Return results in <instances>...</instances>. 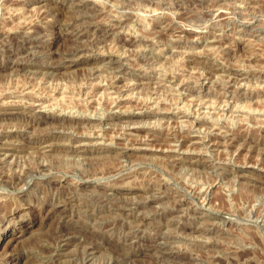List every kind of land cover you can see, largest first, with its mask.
I'll list each match as a JSON object with an SVG mask.
<instances>
[{
	"label": "rangeland",
	"instance_id": "rangeland-1",
	"mask_svg": "<svg viewBox=\"0 0 264 264\" xmlns=\"http://www.w3.org/2000/svg\"><path fill=\"white\" fill-rule=\"evenodd\" d=\"M0 264H264V0H0Z\"/></svg>",
	"mask_w": 264,
	"mask_h": 264
},
{
	"label": "bare ground",
	"instance_id": "bare-ground-1",
	"mask_svg": "<svg viewBox=\"0 0 264 264\" xmlns=\"http://www.w3.org/2000/svg\"><path fill=\"white\" fill-rule=\"evenodd\" d=\"M79 3V2H78ZM76 4V3H75ZM79 6H81V5H79ZM79 8V7H78ZM95 12V11H94ZM183 25V24H182ZM99 27V26H98ZM104 27V26H103ZM102 27V28H103ZM94 28V27H93ZM106 28V27H105ZM95 29V28H94ZM108 29V28H107ZM99 30V29H98ZM101 30V29H100ZM110 31V30H109ZM26 33V32H25ZM35 33V32H34ZM39 33V32H38ZM42 33V32H41ZM105 33H108V30H107V32H105ZM114 33V32H113ZM30 45V44H29ZM71 51H73V50H71ZM68 54H70V55H75L76 53H72V52H69ZM66 59V58H65ZM110 59V58H109ZM115 59V58H114ZM113 58L112 59H110V61H109V64L110 65H113V66H116L117 65V63H118V60H114ZM76 61L77 60H73L72 62H75L76 63ZM21 66V65H20ZM18 67V66H17ZM49 67H51V68H54V67H56V66H49ZM120 67V66H119ZM118 68V67H117ZM126 69V68H125ZM161 83V82H160ZM173 84V83H172ZM202 84V83H201ZM173 86V85H172ZM183 89V88H182ZM192 89V88H191ZM182 91V90H181ZM184 92V91H183ZM200 99V98H199ZM215 106V105H214ZM189 107V106H188ZM225 107V106H224ZM221 108V107H220ZM159 113V112H158ZM42 122V121H41ZM44 125V124H43ZM51 130V129H50ZM49 130V131H50ZM126 130V129H125ZM55 133H51L50 135H48L47 134V136H42L41 137V141H45V140H47V139H49V138H51V137H53V135H54ZM173 136V135H172ZM171 136V137H172ZM71 137V136H70ZM169 137V136H168ZM170 138V137H169ZM166 141V140H165ZM37 145V144H36ZM12 157V156H11ZM125 165V164H124ZM123 165V166H124ZM122 167V165H120L119 166V169ZM119 169H115L114 167H112V168H109L108 170H105V172L104 173H102L101 174V176L102 177H111V176H113V175H116V174H118L119 172H120V170ZM122 170V169H121ZM33 173V172H32ZM38 173V172H37ZM40 174V173H39ZM96 177V176H95ZM20 179V178H19ZM82 179V178H81ZM85 179V178H84ZM93 180V179H92ZM67 181V180H66ZM30 182V181H29ZM27 183V182H26ZM27 185V184H26ZM26 187V186H25ZM150 197H153V196H150ZM155 198V197H154ZM187 200V199H186ZM185 202V201H184ZM126 206V205H125ZM117 208H124L123 206H116ZM115 207V208H116ZM127 207V206H126ZM107 208V207H106ZM178 210V209H177ZM109 218V217H108ZM152 218V217H151ZM132 219V218H131ZM134 219V221H135V217L133 218ZM140 219H143L142 217H140V218H138V221L140 220ZM208 221V220H207ZM104 222V225L106 226V227H110V226H112V224L110 223V221H107V220H102V223ZM102 223H101V225H102ZM134 223V222H133ZM139 227V224H137L136 223V225L134 226V229H133V232H130V234H128L129 236H135L136 234L138 235V233H139V230H140V228H138ZM162 230H158L157 231V233L155 234V235H153L152 237H154V238H156V239H158V238H160V237H164V236H162L163 234H164V232L162 233L161 232ZM117 234V233H116ZM76 235V234H75ZM74 235H72L71 234V232H68V233H66V234H63V235H61V237L59 238V241H58V244H57V247H54L55 249L53 250L54 251V253L55 252H57L58 250L61 252H63V250H64V248H65V246L66 245H68V242H69V240L70 239H72L71 237H73ZM77 237V236H76ZM166 237V236H165ZM83 238V237H82ZM85 240V239H84ZM91 245V244H90ZM94 246V245H93ZM88 250H93V247L92 246H89L88 245ZM154 248V247H153ZM95 249V248H94ZM154 250V249H153ZM158 250V249H157ZM61 255V253L59 254V252H58V254L56 253L55 255H54V257H53V262H57V261H59V260H61L60 258H59V256ZM57 257V258H56Z\"/></svg>",
	"mask_w": 264,
	"mask_h": 264
}]
</instances>
